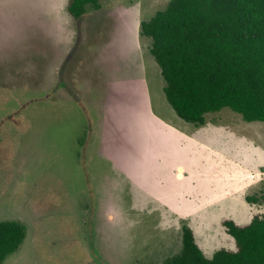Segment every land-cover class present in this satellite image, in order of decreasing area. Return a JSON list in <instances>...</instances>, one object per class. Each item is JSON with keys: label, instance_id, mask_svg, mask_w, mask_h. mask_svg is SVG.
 Returning <instances> with one entry per match:
<instances>
[{"label": "rangeland", "instance_id": "rangeland-1", "mask_svg": "<svg viewBox=\"0 0 264 264\" xmlns=\"http://www.w3.org/2000/svg\"><path fill=\"white\" fill-rule=\"evenodd\" d=\"M171 0H0V221L27 237L3 264H164L191 229L264 213V123L181 119L141 23Z\"/></svg>", "mask_w": 264, "mask_h": 264}, {"label": "trees", "instance_id": "trees-1", "mask_svg": "<svg viewBox=\"0 0 264 264\" xmlns=\"http://www.w3.org/2000/svg\"><path fill=\"white\" fill-rule=\"evenodd\" d=\"M99 0H69L79 20ZM141 34L152 40L151 52L166 83V99L188 123L202 124L209 114L229 109L245 122L264 123V0H171ZM235 250L206 257L193 231L183 228L181 253L164 264H264V213L249 223L224 222ZM27 228L0 221V264L19 251Z\"/></svg>", "mask_w": 264, "mask_h": 264}]
</instances>
